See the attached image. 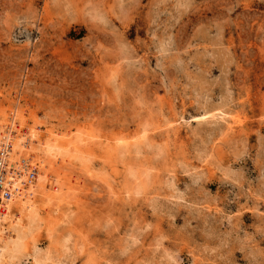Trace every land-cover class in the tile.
<instances>
[{
  "label": "rangeland",
  "instance_id": "1",
  "mask_svg": "<svg viewBox=\"0 0 264 264\" xmlns=\"http://www.w3.org/2000/svg\"><path fill=\"white\" fill-rule=\"evenodd\" d=\"M0 132V264H264V0H0Z\"/></svg>",
  "mask_w": 264,
  "mask_h": 264
},
{
  "label": "bare ground",
  "instance_id": "2",
  "mask_svg": "<svg viewBox=\"0 0 264 264\" xmlns=\"http://www.w3.org/2000/svg\"><path fill=\"white\" fill-rule=\"evenodd\" d=\"M1 134L2 133L0 132V136ZM9 137L11 138L10 135L8 136V138ZM22 143H23L22 139H16V138L14 139L12 143H8V141H6L5 144L3 142L0 143V166H2L5 170V174L4 175L2 174L3 187L4 189L8 190L11 195L10 198L2 199V201H0V232L1 233L4 232V229L2 228V222L9 219L8 215L12 211V209L18 208L20 213L27 212L28 208L31 209V207H33L34 205L33 197H34L36 187L43 188L47 180V176L45 177L43 173L41 172L42 170H40L41 168H39L37 171H35V175L38 174V177L36 178L37 184L29 181L28 179L29 177L27 178L26 176L27 159L23 158L21 160H18L16 158L19 155V152H21L24 149L22 146ZM53 148L54 146L50 147V149L46 148V150L49 152V154H53V151H52ZM44 154L46 155V157L48 156V153L46 151L43 152V155ZM30 155H31V158L35 157L32 154ZM23 161L25 163H22ZM41 161L44 164L45 163L49 164V166L52 165L49 163L50 162L49 160H47L48 162L45 160H41ZM52 168L54 169V167ZM49 173L51 175V172ZM28 212L31 213V211H28ZM25 215L26 214L24 213V216ZM14 224H16L17 226H15ZM18 224L19 222H16V223H13V225L11 226L10 234L12 233V237L9 238V241H7L4 244L2 248L3 251L2 253H0V260L3 257V254L5 255V253L7 254L9 253L11 255V254H14L16 251H19L20 249L23 248L24 244L22 243L23 241L22 238L25 235V232L19 228L20 226ZM10 259L12 258L10 257Z\"/></svg>",
  "mask_w": 264,
  "mask_h": 264
},
{
  "label": "built area",
  "instance_id": "3",
  "mask_svg": "<svg viewBox=\"0 0 264 264\" xmlns=\"http://www.w3.org/2000/svg\"><path fill=\"white\" fill-rule=\"evenodd\" d=\"M22 163H25L24 161ZM2 174H5V170L2 166H0V201H2V199H8L10 198V192L6 189H4L3 187V180H2ZM29 181L33 182L35 179V170L32 169L29 171Z\"/></svg>",
  "mask_w": 264,
  "mask_h": 264
}]
</instances>
